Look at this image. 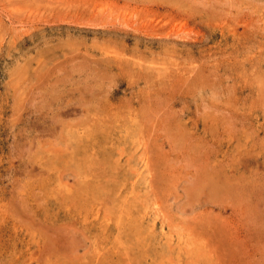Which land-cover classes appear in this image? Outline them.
I'll return each instance as SVG.
<instances>
[{"label": "rangeland", "instance_id": "obj_1", "mask_svg": "<svg viewBox=\"0 0 264 264\" xmlns=\"http://www.w3.org/2000/svg\"><path fill=\"white\" fill-rule=\"evenodd\" d=\"M0 264H264V0H0Z\"/></svg>", "mask_w": 264, "mask_h": 264}, {"label": "bare ground", "instance_id": "obj_2", "mask_svg": "<svg viewBox=\"0 0 264 264\" xmlns=\"http://www.w3.org/2000/svg\"><path fill=\"white\" fill-rule=\"evenodd\" d=\"M100 2V1H99ZM98 2V3H99ZM49 3V2H48ZM51 3V2H50ZM93 4H95V3H93ZM97 4V3H96ZM25 5V4H24ZM49 5V4H48ZM98 5H100V4H98ZM231 5V4H230ZM20 6V5H19ZM23 6V5H22ZM21 7V6H20ZM28 7V6H27ZM34 7V6H33ZM95 7V6H94ZM97 7V6H96ZM22 8V7H21ZM25 8V7H24ZM35 9V8H34ZM46 9V8H45ZM133 9V8H132ZM74 11V10H73ZM134 11V10H133ZM154 11V10H153ZM28 15V14H27ZM30 15V14H29ZM36 15V14H35ZM146 17V16H145ZM159 18V17H158ZM161 18V17H160ZM24 19V18H23ZM126 20V19H125ZM130 20V19H129ZM154 20V19H153ZM123 21V20H122ZM134 21V20H133ZM132 22V21H131ZM128 23V22H127ZM156 23V22H155ZM129 24V23H128ZM134 24V23H133ZM152 24H154V23H152ZM136 27H138V26H136ZM140 28V27H139ZM153 28V27H152ZM149 219H150V217H149ZM137 220V219H136ZM154 229V228H153ZM97 249H99V248H97ZM99 255H101V254H99ZM105 257V256H104ZM103 258V257H102ZM102 258H100V260L102 259ZM99 259V258H98ZM99 260V261H100ZM108 260V259H107Z\"/></svg>", "mask_w": 264, "mask_h": 264}]
</instances>
